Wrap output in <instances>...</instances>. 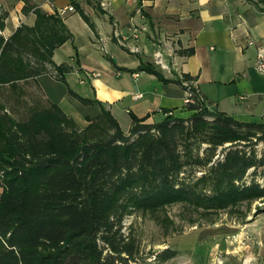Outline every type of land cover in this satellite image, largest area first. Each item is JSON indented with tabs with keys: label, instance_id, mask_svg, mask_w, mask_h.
<instances>
[{
	"label": "trees",
	"instance_id": "16d2710c",
	"mask_svg": "<svg viewBox=\"0 0 264 264\" xmlns=\"http://www.w3.org/2000/svg\"><path fill=\"white\" fill-rule=\"evenodd\" d=\"M21 1L23 13L36 20L8 38L0 35V87L44 74L63 81L72 67L53 56L71 31L56 8L48 13ZM72 5L93 27L75 0ZM6 19L0 12V30ZM139 69L165 80L151 63ZM191 92L197 105L188 107L198 111L189 118L165 110L152 123L150 116L131 115L128 132L101 102L77 94L101 107L83 129L56 103L17 120L0 101V264H130L137 245L123 229L136 210L184 201L215 209L264 198L255 177L245 181L264 167V156L249 144L264 141V121L212 111L200 92Z\"/></svg>",
	"mask_w": 264,
	"mask_h": 264
},
{
	"label": "crops",
	"instance_id": "0c3cea01",
	"mask_svg": "<svg viewBox=\"0 0 264 264\" xmlns=\"http://www.w3.org/2000/svg\"><path fill=\"white\" fill-rule=\"evenodd\" d=\"M75 1L93 27L72 0H43L40 5L50 12L74 8L63 14L73 38L54 52L53 60L72 67L63 81L55 77L60 81L56 104L78 126L84 128L101 107L80 106L73 94L101 102L121 126L125 114L150 116L151 122L165 110L175 116L189 111L187 85L179 80L186 74L213 110L241 122L264 121V72L256 67L257 53L264 50V0ZM23 5L18 3L9 15L7 38L20 23L35 21L34 14L24 16ZM143 60H155L165 80L140 70ZM43 76L35 81L49 99L40 82ZM73 107L81 112L82 124L68 111ZM130 118L126 123L131 127Z\"/></svg>",
	"mask_w": 264,
	"mask_h": 264
},
{
	"label": "rangeland",
	"instance_id": "374dc122",
	"mask_svg": "<svg viewBox=\"0 0 264 264\" xmlns=\"http://www.w3.org/2000/svg\"><path fill=\"white\" fill-rule=\"evenodd\" d=\"M31 1L44 11L54 13L45 10L40 5L43 0ZM21 2L24 3L21 0H0V12L7 15L6 27L10 13L14 12L13 9ZM23 7L21 8L22 13ZM58 13L61 17L64 16L59 10ZM23 14L28 16L33 13ZM21 24L26 23L22 22ZM5 29L0 30V35L7 38L4 35ZM64 58L66 61L68 60L66 55ZM153 62L142 61L145 64L151 63L159 70L157 67L159 65L157 63L155 65ZM90 75L98 76L99 74L92 73ZM179 80L183 81L184 85H193L192 79L185 75H180ZM40 82L49 99L35 79L20 81L15 88L11 85L1 86L0 101L5 104L6 111L17 120H26L34 110L50 108L52 102L57 103L60 93L56 84L60 81L54 75L45 74ZM61 88L64 86L62 85ZM72 96L80 102L81 106L82 101L76 96ZM188 105L194 107L197 104L193 100L187 103L189 109ZM202 108L200 107L199 110ZM65 109L67 110V108ZM209 109L214 111L210 106ZM68 111H72V115L79 124L83 123L81 112L77 111L78 114L74 107ZM197 111L189 109V111L178 112L176 116L189 118ZM124 116L122 121H127L130 118L129 115L128 117L126 114ZM164 116V113L157 115L151 122H160ZM207 119L213 120L210 116ZM126 121L122 122L123 126H120L123 131L128 132L130 126ZM249 144L257 151L258 156H264V141L256 142V138H253L252 143ZM229 145L226 144V146ZM206 147L207 144L202 145V148ZM222 148H218L217 156H222ZM200 171H197V176L201 175ZM253 177L264 187V167H259L255 175L249 171L245 181H250ZM123 230L127 235L132 234L137 245L134 254L135 260L130 264H264V198L242 200L225 208L215 209L197 208L186 201L154 210L140 209L127 216ZM166 250L174 251V256L164 259L163 253Z\"/></svg>",
	"mask_w": 264,
	"mask_h": 264
},
{
	"label": "built area",
	"instance_id": "2783aa9c",
	"mask_svg": "<svg viewBox=\"0 0 264 264\" xmlns=\"http://www.w3.org/2000/svg\"><path fill=\"white\" fill-rule=\"evenodd\" d=\"M102 2H103L102 5H106L107 0H103ZM66 9L69 10V11H73L74 10V8L72 6H70L69 8L60 9L59 12L63 15L65 13ZM158 61H161V60H157V62ZM256 67H257V69L259 71L264 72V50H259L258 53H257ZM88 77H89V75L84 76V79H86ZM83 80L81 82H83ZM187 88H188V94H189L187 102L189 103L190 101H193L192 92H191L192 86L187 85ZM140 97H141V95H136L135 96V98H140Z\"/></svg>",
	"mask_w": 264,
	"mask_h": 264
}]
</instances>
